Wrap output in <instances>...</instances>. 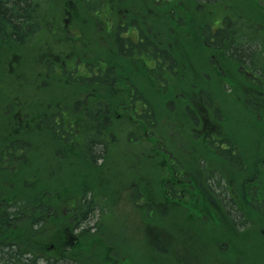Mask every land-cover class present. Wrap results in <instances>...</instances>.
<instances>
[{
  "label": "trees",
  "instance_id": "1",
  "mask_svg": "<svg viewBox=\"0 0 264 264\" xmlns=\"http://www.w3.org/2000/svg\"><path fill=\"white\" fill-rule=\"evenodd\" d=\"M40 1L43 5L37 9ZM214 6L216 19L210 25L196 16ZM156 10L168 15L164 22L168 32L189 30L193 42L187 43L198 47L201 37L200 45L216 53V77L222 88L232 83L237 94H242L248 113L260 119L264 109V6L257 0H163ZM50 11L48 0H0V264H95L93 258L100 259L103 251L106 263L113 260L106 252L117 251L125 264H162L170 242L152 232L144 235L138 247L129 249L116 242L118 248L102 243L100 238L101 222L116 190L110 178L124 170L111 161L119 148L123 158L125 145L139 146L144 140L150 146L148 152L137 153L144 167L137 174L138 181L148 167L151 172L156 169L161 194H153L144 183L146 192L144 186L133 187L131 199L141 204L148 221L166 215L167 205H177L170 197L180 198L185 186L174 187L167 181L183 173L184 180L198 181L201 194L190 192V198L205 197L197 204V212L188 217L196 218L198 213L200 221L209 217L224 224L234 222L238 238L249 234L240 226L264 225V128L258 140L250 139L247 132L237 138L220 130L228 119L227 111L216 106V90H199L196 82L179 74L180 62L172 47L155 40L153 67L135 57L149 53L148 33L140 45L119 41L113 51L86 63L82 74L78 68L67 69L60 73L63 81L57 73V82H48L45 77L58 64L49 59L37 70L32 55L27 59L24 55L37 43V19ZM196 18L199 24L193 23ZM137 62L142 67H133ZM230 74L237 75L233 82L226 79L233 77ZM54 83H60L63 97H54ZM193 93L198 94L196 102H178ZM170 94L174 96L171 100ZM175 117L182 127L174 123ZM201 128L206 136L198 142ZM171 134L180 145L168 146ZM167 161L174 165L173 172ZM44 165L49 167L44 170ZM106 166L112 176H106L104 184ZM97 212L99 220L91 227L88 223ZM73 236L78 241L70 246ZM51 244L55 252H49Z\"/></svg>",
  "mask_w": 264,
  "mask_h": 264
},
{
  "label": "rangeland",
  "instance_id": "2",
  "mask_svg": "<svg viewBox=\"0 0 264 264\" xmlns=\"http://www.w3.org/2000/svg\"><path fill=\"white\" fill-rule=\"evenodd\" d=\"M257 2L261 6H264V0H257ZM51 3H53V12L49 15L48 25L54 27V33H50V37H40L37 41V44L35 46H32L31 51H27V55L25 54L24 57L27 59L30 57V55H32L35 65H37V70L41 66L45 65V62H47L48 59L54 60V62L58 64V69H55L52 75L48 74L45 79L48 82H57V73L60 74L63 70L67 69L72 71V68L76 66V63L78 61H88L89 57L85 54V52L90 46V42H88V44L84 46V49L79 51V47L83 45V43H81L80 46H76V43H80L82 41L81 38L77 39L76 41H71V36L70 38H58L57 35L59 36V33H61L62 31L61 25H58L59 21L57 22L60 0H52ZM106 6L108 8L111 7L109 2L106 3ZM132 6L135 12H140L142 16L144 12V15L146 16V18L144 19L137 20H142L144 22V25H151L155 30L156 39H162L164 45L172 47L176 58L180 62L179 74H186L191 82H196L195 85L198 86L199 90L202 87L207 88L208 91L216 90V106L222 107L225 111H227L226 116L227 119L230 120L228 121L225 118L226 125L224 124L225 127H221L220 130L222 129L224 133H229V135H233L237 138L238 136L242 138L245 132L249 133L248 137L250 139H252L253 136L256 140H258L259 137H263V132L261 131V129L264 128V109L262 110L260 119L254 118L251 113H248V110L246 109L242 101V94H237L238 90L232 88V86L234 87L232 83H228L227 86L223 85L222 88L220 79L216 77V53L213 51L205 50L200 45V40H202L201 37H199L198 40V47L195 44L187 43L193 42L192 40L189 41V30L180 28L175 29V31L168 32L164 23L168 15L160 14L154 7H151L153 5H151L147 0H137L134 5H131V7ZM105 8L106 7H104L101 11H104ZM216 11V6H214L211 7L210 10L194 12H198L196 16L199 17L200 21L204 20V23L210 25L216 19ZM105 17H108L109 19L115 18V21L121 18V16H118L117 13H105L100 18ZM199 19H194L193 23L199 24ZM86 20L89 22H95V20L91 17H87ZM71 21V24H74L73 20ZM192 26L190 28V31L192 30ZM161 32L162 37L159 38ZM195 36H197V34H195ZM72 45L73 47H71ZM107 53H109V51L105 49L103 55H107ZM15 59L16 58H13L11 63H14ZM206 63L208 64L201 68V66L205 65ZM133 67L139 68L142 66L137 62L133 64ZM206 73L209 74L207 75L208 77H204V74ZM234 76L236 77L237 75L234 74ZM234 76L231 79L229 77H226V79L229 82H233ZM63 79L64 78L61 76V78H59V81H63ZM205 79H208V84L205 83ZM190 81L189 83L191 85ZM202 82L203 85H201ZM58 84L60 83L53 84V94L55 98L64 96V92L59 89L60 87L58 86ZM74 90L72 91V93L75 92ZM193 90L197 91V89L195 88H193ZM218 91L221 93L220 95L218 94ZM196 95L198 94L193 93L192 96L188 95V99H182L180 97L178 99V102H181L183 105H185L186 102L194 103L196 102L194 100ZM221 95L223 99L221 98ZM169 98L171 100L172 98H174V96L170 94ZM254 99L258 100V98ZM229 100L231 101L229 102ZM253 101L255 102V100ZM185 111L186 110H183L182 113H184ZM245 112L246 114L248 113L247 116L245 115ZM206 117L216 123V121L210 116ZM170 119L171 117L169 118V120ZM173 120L174 123L179 127L183 126L182 122L177 117H175ZM215 123L214 127L216 128ZM169 126L170 130L175 127L172 123ZM201 130H203V128H201ZM174 136L175 134H171L170 138L168 139L169 147H172V143L180 145V140L178 138H173ZM198 136V139H200H197L198 142L203 141L206 136L204 135V130L202 132H199ZM140 143L141 145L139 146L135 144H129V146L125 145V156L123 158L120 157V155L123 153V150L122 148H119L116 157L111 161H114V163L123 166L124 170L119 173V176L115 177V175L114 177L110 178L115 183L114 188L116 190H113V201L110 202L111 204L109 206V209L104 215L105 219H103L101 222L103 238L102 235H100V238L102 239V243H105L104 241H106L107 243L115 244L116 242L119 243L120 246L123 245L124 247L126 246L129 249L133 246L138 247L137 244H142V242L144 241V235L148 232H152L156 236H160L161 238L159 239H167L170 242L168 245L170 249L168 253L169 255H163L164 260L162 264H249L247 261L250 260L257 261L260 264H264V225L257 223L250 224V222L247 223L246 226H240L241 231L247 230V233L249 234H245L242 237L238 238L233 232L234 222L233 224L231 222H227L224 224L216 218L214 220H210L209 217L204 222L200 221V215L198 213H196L195 215L196 218L188 217V214H190V212H195L196 210L184 204H171L170 206L167 205L166 215L164 213L165 205L161 204L159 205V207L162 208V213H164L162 215V218H152L150 219L151 222L148 221L149 218H146L140 211L141 204L138 203L139 205H136L131 199L132 189L133 187L139 185L144 186V183H147V188H150L153 191L152 193L158 196L159 194H161V189L160 184L155 179L156 174L154 172H156V169L151 172L148 167V170L143 174L144 180L141 179L140 182L138 181L137 174L139 173L140 169H142L141 172H143L144 167L142 165V161L136 157L137 153L143 154L145 152H148L150 146V143L145 140L141 141ZM262 143H264V140H262ZM180 150L182 151V146H179L178 151ZM153 164L154 166H156V168L160 167L163 169V167L157 165L156 161H153ZM47 167L49 166L44 165L43 169L46 170ZM107 167L109 166H106V168ZM104 172L105 177H103V183L105 184L106 176L108 178L112 175L109 168H107ZM52 175L55 176L54 173ZM160 177L161 174L159 178ZM123 182L124 184H122ZM146 190L147 189L145 187V192ZM158 200L160 203H163L161 202L163 201V199L160 200V197ZM215 211L216 208L214 207L212 212ZM173 219L174 221L172 222ZM98 220L99 217L97 212L93 216L92 221L88 223V225L94 227ZM168 220H170V223H166ZM146 222H148L149 224H146ZM107 236H109L110 239L107 238ZM257 239H262V242L257 241ZM114 246L118 248L119 245L115 244ZM49 247H52L53 250L56 249L54 244H51ZM141 248H143V246H140V249ZM103 253L104 255L101 254L100 259L96 255H94L96 256V258H93V260H96L98 264H100L101 262H105L103 261V258L106 257L105 251H103ZM117 257L121 260L119 264H125L124 257L122 255H117ZM117 257L115 258L117 259ZM105 264L113 263L105 262ZM145 264L151 263L145 261Z\"/></svg>",
  "mask_w": 264,
  "mask_h": 264
},
{
  "label": "flooded vegetation",
  "instance_id": "3",
  "mask_svg": "<svg viewBox=\"0 0 264 264\" xmlns=\"http://www.w3.org/2000/svg\"><path fill=\"white\" fill-rule=\"evenodd\" d=\"M137 0H60V7L58 8V15H57V22L58 25H61L62 31L59 33V38H64L70 36L72 37L71 41H76L77 39H82L80 43H76V46L79 47V51L84 49V46L90 42V46L87 48L85 54L89 57L88 61L81 60L76 63V66L72 68L77 69L76 71L79 73L86 72V63H90V61H93L95 59L102 58V55L104 54L105 49L107 51H113L114 46L116 43L121 41V44H127L124 43L126 40L130 41L132 45H140L142 41L145 42V33H148L150 36L151 41L148 45L149 47V53H144L142 56H139L140 54H136L135 57L141 61L144 62V64H149L150 67H153L155 65L154 59H155V51L154 48L156 47L155 40V30L150 25H144V22L142 20L137 19H144L146 16L141 15L140 12H135L133 10V6L136 3ZM151 5V7H154L157 9V6H161V3L163 0H147ZM49 4L52 6L53 12V3L52 0H48ZM109 2L111 7L108 8L106 6V3ZM43 2L40 1V3L36 6L37 9H40L42 7ZM160 4V5H159ZM104 7L105 10L101 11ZM151 10V9H150ZM149 10V11H150ZM153 10V9H152ZM39 13V12H37ZM50 13L45 16H40V19H37V23H39V31H37L36 37L34 38L37 42L40 37H50V33H54V27L49 26L48 18ZM105 13L111 14L114 13L118 16H121L120 19L115 21V18H100ZM150 14V13H149ZM93 15V16H92ZM87 17H91L95 20V22H89L86 20ZM150 18V17H148ZM71 20H73L74 24H71ZM104 27V28H103ZM52 41V40H51ZM37 44V43H36ZM151 44L153 46H151ZM32 45H34L32 43ZM73 47V45L71 46ZM123 47V46H122ZM125 48H128L127 46H124ZM129 50V49H128ZM74 55V54H72ZM49 60V59H48ZM47 60V61H48ZM52 60V59H51ZM54 61V60H53ZM77 61V60H76ZM46 63V62H45ZM65 71V70H64ZM71 71V70H70ZM165 160H167L165 158ZM164 160V161H165ZM186 160H188L186 158ZM168 168H172L171 171L173 172L172 162L167 161ZM175 175V177H169L167 184L172 185L174 187H180L185 186V189H180V198H171L173 200L172 203L179 204V205H187L188 207H192L195 210L197 207V204L200 203L205 197L201 195L200 198H190L191 193L193 194H201L198 189V181H195L194 179L190 180H184L183 178L186 177L183 173H180ZM193 174V173H192ZM184 175V177H183ZM180 178V179H178ZM187 187V188H186ZM170 194V191H169ZM215 206L211 205L210 209L213 210ZM75 232V231H74ZM78 232V231H76ZM78 237L73 236V239L69 241L70 246H73L78 241ZM49 252H55L53 248H50ZM108 257L113 256L112 263L119 264L121 262L120 258L117 257L118 252L117 251H108L106 252ZM117 257V259L115 258ZM41 261H43L41 259Z\"/></svg>",
  "mask_w": 264,
  "mask_h": 264
}]
</instances>
